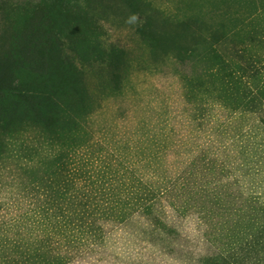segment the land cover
<instances>
[{"label": "trees", "instance_id": "16d2710c", "mask_svg": "<svg viewBox=\"0 0 264 264\" xmlns=\"http://www.w3.org/2000/svg\"><path fill=\"white\" fill-rule=\"evenodd\" d=\"M77 1L18 4L0 32V264H70L134 223L175 251V220L188 217L210 248L195 264H264V27L191 28L121 0L154 58L188 65V118L178 129L169 105L145 107L135 123L95 128L86 68L98 64L100 90L122 93L131 62L75 33L97 26Z\"/></svg>", "mask_w": 264, "mask_h": 264}, {"label": "rangeland", "instance_id": "374dc122", "mask_svg": "<svg viewBox=\"0 0 264 264\" xmlns=\"http://www.w3.org/2000/svg\"><path fill=\"white\" fill-rule=\"evenodd\" d=\"M38 0H0V32L4 23H15L17 5L37 2ZM158 10L163 19L170 21L189 20L191 28L200 24L211 28L225 29L227 34L239 33L244 36L254 27H264V0H144ZM107 5H110L106 7ZM77 5L95 14V31L86 26H79L75 33L88 36L89 41H101L103 44H114L124 48L131 62V69L122 93L110 89L100 90L99 85L107 78L100 75L98 64L86 68V82L89 93L95 98L98 110L94 114L92 126L97 128L105 123L119 121L129 125L137 121L141 110L146 107L163 109L170 106L174 125L182 129V120L188 118L184 96L185 88L181 82L183 69L188 65L181 64L172 55L154 58L149 46L135 33V18L121 0H78ZM92 9V10H91ZM19 20V17H18ZM170 27V25H168ZM171 29L170 32H172ZM205 26L203 32H205ZM179 44L188 43L186 30L178 26L174 33ZM189 39V38H188ZM192 41V40H190ZM205 51L207 45H199ZM68 44H65L67 49ZM77 62L80 60L77 58ZM80 63V62H79ZM194 65V61L192 63ZM149 100V101H148ZM194 102V101H190ZM122 117V118H121ZM181 232L180 241L175 251H163L160 243L148 240L137 232V223L111 228L104 243L87 251L70 264H195L200 255L210 250L209 245L201 238L200 227L194 217L178 221ZM179 243L185 246L182 248Z\"/></svg>", "mask_w": 264, "mask_h": 264}]
</instances>
